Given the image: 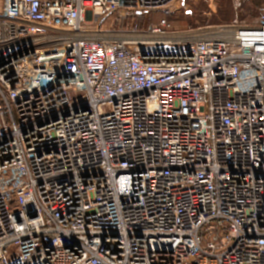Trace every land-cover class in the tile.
Segmentation results:
<instances>
[{
  "label": "built area",
  "instance_id": "built-area-1",
  "mask_svg": "<svg viewBox=\"0 0 264 264\" xmlns=\"http://www.w3.org/2000/svg\"><path fill=\"white\" fill-rule=\"evenodd\" d=\"M179 1L0 0V264H264V0L96 28Z\"/></svg>",
  "mask_w": 264,
  "mask_h": 264
},
{
  "label": "rangeland",
  "instance_id": "rangeland-1",
  "mask_svg": "<svg viewBox=\"0 0 264 264\" xmlns=\"http://www.w3.org/2000/svg\"><path fill=\"white\" fill-rule=\"evenodd\" d=\"M259 3L260 0H253L251 5L244 7L243 12H237L233 0H180L168 14L154 11L139 21L133 17L122 19L116 14L102 21L96 28L107 32L147 31L165 17L175 31L221 26L232 22L236 16H240L242 21L251 22L256 16L255 8Z\"/></svg>",
  "mask_w": 264,
  "mask_h": 264
},
{
  "label": "trees",
  "instance_id": "trees-1",
  "mask_svg": "<svg viewBox=\"0 0 264 264\" xmlns=\"http://www.w3.org/2000/svg\"><path fill=\"white\" fill-rule=\"evenodd\" d=\"M253 3V2H252ZM151 14V12H149V13H145V14H143L142 16H140L139 18H138V16H134L133 18L135 19V20H137V21H139L138 19H141V20H143V19H145L148 15H150ZM140 20V21H141ZM161 21V20H160ZM160 21H159V23H160ZM158 23V24H159ZM158 24H156V25H158ZM155 26V25H154ZM151 28V27H150ZM149 29V28H148ZM147 29V30H148Z\"/></svg>",
  "mask_w": 264,
  "mask_h": 264
},
{
  "label": "bare ground",
  "instance_id": "bare-ground-1",
  "mask_svg": "<svg viewBox=\"0 0 264 264\" xmlns=\"http://www.w3.org/2000/svg\"><path fill=\"white\" fill-rule=\"evenodd\" d=\"M144 39L145 40H153L152 38H144ZM132 40H138V37L136 35H132Z\"/></svg>",
  "mask_w": 264,
  "mask_h": 264
}]
</instances>
